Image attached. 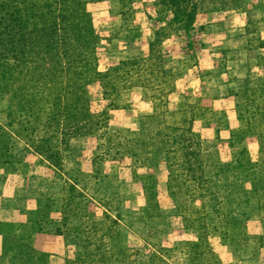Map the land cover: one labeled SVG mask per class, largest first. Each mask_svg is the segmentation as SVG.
<instances>
[{"label": "rangeland", "instance_id": "rangeland-1", "mask_svg": "<svg viewBox=\"0 0 264 264\" xmlns=\"http://www.w3.org/2000/svg\"><path fill=\"white\" fill-rule=\"evenodd\" d=\"M85 1L99 72L146 57L153 31L165 28L154 48L163 69L175 74L172 90L162 93L166 109L205 107L192 122L197 161L193 172L172 179L179 166L169 168L162 153L132 148L115 155L120 135L139 136L140 118L152 112L150 97H159L163 84L136 83L105 99L98 81L91 82L87 107L103 121L90 134L56 143L59 162L24 150L8 129L11 138L1 152L12 151L15 159H0V264H264L263 179L253 185L249 166H236L241 157L264 163V155L254 138L231 136L240 126L231 94L264 83V0L179 3L194 12L192 24L159 0ZM23 85V101L36 106L29 110L25 102L14 112H39L43 122L47 97L32 96L30 83ZM11 94L0 92L1 126L13 113ZM43 129L40 123L35 137ZM65 198L106 228L83 229L82 218L72 217L60 225Z\"/></svg>", "mask_w": 264, "mask_h": 264}, {"label": "trees", "instance_id": "trees-1", "mask_svg": "<svg viewBox=\"0 0 264 264\" xmlns=\"http://www.w3.org/2000/svg\"><path fill=\"white\" fill-rule=\"evenodd\" d=\"M158 2L173 6L175 9L169 10L170 13L181 14L187 24H192L194 12L179 4L182 2L192 5L189 0ZM85 3V0H0V92H12L11 97H14L13 113L8 115L5 126L0 125V159L5 162L7 157L15 159L12 151L9 155L1 152L7 138H11L8 129L13 128L15 141L23 142L24 150L40 156L51 165L59 162L60 150L56 143L62 145L69 137L90 134L103 121L102 113L94 114L87 107V86L93 81H98L105 99L119 89L136 83L146 87L157 82V86L163 84V87L159 90V97H150L152 112L140 118L139 136L132 138L119 134L115 155L125 154L126 150L132 148L141 151L149 149L153 153L164 154L169 168L179 166V171L171 175L172 179L180 177L184 170L193 172L197 152L192 145L196 143L197 133L192 130V122L195 116H202L205 107L186 105L185 109L177 111L166 109V97L163 94L172 90L175 74L170 69H163L159 63L158 51L154 48L166 36L165 28L153 31L146 57L119 61L99 72L95 59L97 35L91 26ZM166 24L170 27V23ZM154 72H160V77L157 78L158 74L155 75ZM24 81L30 83L29 91L34 90L32 96L39 94L47 97L43 101L48 110L43 122L38 121L39 112L34 115L27 113L25 117L14 112L16 109H23L22 104L25 102L24 107L29 110L36 106L34 102L31 104V101H23V97L28 95H25ZM231 96L240 125L231 132V136L237 141L254 138L258 145L257 153L259 157L263 156L264 83L256 89L243 88ZM40 123L51 130L47 132V129H43L38 138L35 133ZM15 141H10L8 149H12ZM240 159L242 157L237 160L236 166H249L247 175L253 185L262 179L264 183V171L259 174L256 170L260 165L264 168V163H253L247 158L242 162ZM68 189L75 190L72 184ZM60 213V225L65 224V219L72 217L78 220L82 218L78 224L83 229L95 226L99 228L101 225L102 230L107 226L88 219L83 213L78 214L68 198L63 201ZM67 228L65 225V229ZM55 231L65 235L60 227H56ZM81 232L84 231L80 230L78 233ZM32 253L34 254L33 249Z\"/></svg>", "mask_w": 264, "mask_h": 264}, {"label": "crops", "instance_id": "crops-1", "mask_svg": "<svg viewBox=\"0 0 264 264\" xmlns=\"http://www.w3.org/2000/svg\"><path fill=\"white\" fill-rule=\"evenodd\" d=\"M0 232H1V233H0V235H1L3 231L1 230ZM48 247H49V246H43V248L46 249V250H47V249L50 250V251L53 250V249H49Z\"/></svg>", "mask_w": 264, "mask_h": 264}]
</instances>
